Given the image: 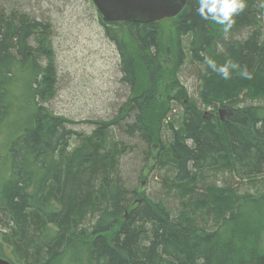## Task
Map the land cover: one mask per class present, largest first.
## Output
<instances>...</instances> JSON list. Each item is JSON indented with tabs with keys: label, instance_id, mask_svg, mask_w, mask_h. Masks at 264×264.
Returning a JSON list of instances; mask_svg holds the SVG:
<instances>
[{
	"label": "trees",
	"instance_id": "trees-1",
	"mask_svg": "<svg viewBox=\"0 0 264 264\" xmlns=\"http://www.w3.org/2000/svg\"><path fill=\"white\" fill-rule=\"evenodd\" d=\"M13 1L0 0V258L264 264V100L241 107L238 98L229 101L221 122L201 111L206 99L199 95L198 107L184 90L187 104L179 100L172 114L178 99L158 86V23H105L98 15L128 95L113 120L88 121L90 133L76 132L43 99L51 24ZM198 6L186 0L171 19L176 71L204 95L211 82L264 79V0H246L227 33L201 19ZM205 57L236 67L223 77ZM161 96L166 108L158 105ZM154 155L153 192L140 194L121 160H138L139 178ZM176 197L182 209L175 216L168 202Z\"/></svg>",
	"mask_w": 264,
	"mask_h": 264
},
{
	"label": "rangeland",
	"instance_id": "rangeland-1",
	"mask_svg": "<svg viewBox=\"0 0 264 264\" xmlns=\"http://www.w3.org/2000/svg\"><path fill=\"white\" fill-rule=\"evenodd\" d=\"M13 2L17 4L16 8L34 14L36 19L45 20L52 27L47 46L50 61L43 59L45 67L50 69V75H44L42 79L44 103H47L46 105L56 115L69 120L72 123L70 128L80 133L91 132L92 127L85 124L88 121L113 120L128 91L119 84L118 55L114 46L104 37L99 14L91 0ZM158 26V62L161 66L158 86L164 91L165 96L178 99L175 103L178 106L172 105V114L181 108L179 100H183L182 103L187 102L180 93L184 90L188 99L193 100L198 107H201L199 101L202 98L206 99L209 105L201 107V111L217 117L221 122L227 119L231 111L223 106L235 98L239 100L235 102L237 107L263 103L264 79L253 85L230 86L223 82H211L205 86L208 93L204 95L196 80L187 77V73L176 71V36L171 20H163ZM213 29L220 30L221 27L213 23ZM165 96L159 98L158 105L161 108H166ZM212 104L216 105L210 106ZM156 150L157 147L153 153ZM131 160L130 156L121 160L124 174L132 179V186L137 188L138 193L151 194L154 174L151 168L156 162L155 155L142 175L140 174L141 178H138L140 167L138 160L135 163ZM171 203L168 202L172 207L170 210L176 216L182 209L180 201L176 197Z\"/></svg>",
	"mask_w": 264,
	"mask_h": 264
},
{
	"label": "water",
	"instance_id": "water-1",
	"mask_svg": "<svg viewBox=\"0 0 264 264\" xmlns=\"http://www.w3.org/2000/svg\"><path fill=\"white\" fill-rule=\"evenodd\" d=\"M105 23L153 24L177 17L186 0H91ZM0 264H10L0 258Z\"/></svg>",
	"mask_w": 264,
	"mask_h": 264
},
{
	"label": "clouds",
	"instance_id": "clouds-1",
	"mask_svg": "<svg viewBox=\"0 0 264 264\" xmlns=\"http://www.w3.org/2000/svg\"><path fill=\"white\" fill-rule=\"evenodd\" d=\"M245 7L246 0H199L197 12L201 19L212 21L215 25H219L223 32L227 33L233 28L234 17L242 13ZM205 61L223 77H228L229 65L232 68L236 67L231 62L217 67L216 62L207 57H205Z\"/></svg>",
	"mask_w": 264,
	"mask_h": 264
}]
</instances>
